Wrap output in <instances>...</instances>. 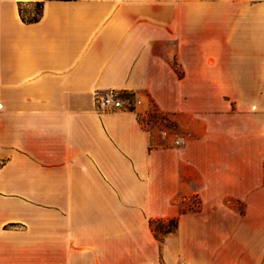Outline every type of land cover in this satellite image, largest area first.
<instances>
[{
	"label": "crops",
	"instance_id": "crops-1",
	"mask_svg": "<svg viewBox=\"0 0 264 264\" xmlns=\"http://www.w3.org/2000/svg\"><path fill=\"white\" fill-rule=\"evenodd\" d=\"M194 94L200 161L139 120ZM0 264H264V0H0Z\"/></svg>",
	"mask_w": 264,
	"mask_h": 264
},
{
	"label": "rangeland",
	"instance_id": "rangeland-1",
	"mask_svg": "<svg viewBox=\"0 0 264 264\" xmlns=\"http://www.w3.org/2000/svg\"><path fill=\"white\" fill-rule=\"evenodd\" d=\"M37 12V7L32 5L23 8L22 15L30 19ZM189 100L191 108L188 113L164 114L150 104L147 114L139 120L143 127L153 132L151 145L183 150L188 148L197 156L195 160L200 161L203 136L207 137L209 132L211 136L217 137L233 126V98L232 95H209L210 110L206 107L207 95L194 94ZM129 102L131 103V100ZM187 203L196 209L199 200L190 197ZM154 227L167 231L171 230L173 225L166 222L155 224Z\"/></svg>",
	"mask_w": 264,
	"mask_h": 264
},
{
	"label": "trees",
	"instance_id": "trees-1",
	"mask_svg": "<svg viewBox=\"0 0 264 264\" xmlns=\"http://www.w3.org/2000/svg\"><path fill=\"white\" fill-rule=\"evenodd\" d=\"M35 6L37 7L38 12L36 13L35 16L31 17L30 19L25 18V17L22 15V11L19 9V14H20L21 20H22L24 23H28V24H30V23H35V22H37V21L39 20L40 15H41L42 3H37ZM169 222L172 223L173 228H172L171 230H173L174 227H175V224H176V219H172V220H170ZM161 224H163V223H161ZM171 230H167V231H165V230H162V229H159V228L153 227L154 234H155V236L158 237V238H160L161 236H163V235H165V234L171 232Z\"/></svg>",
	"mask_w": 264,
	"mask_h": 264
},
{
	"label": "built area",
	"instance_id": "built-area-1",
	"mask_svg": "<svg viewBox=\"0 0 264 264\" xmlns=\"http://www.w3.org/2000/svg\"><path fill=\"white\" fill-rule=\"evenodd\" d=\"M99 106L106 109L121 108V102L116 95L109 93L99 98Z\"/></svg>",
	"mask_w": 264,
	"mask_h": 264
}]
</instances>
